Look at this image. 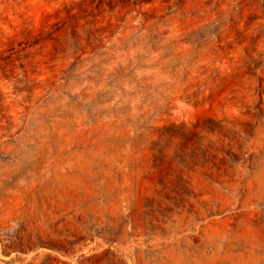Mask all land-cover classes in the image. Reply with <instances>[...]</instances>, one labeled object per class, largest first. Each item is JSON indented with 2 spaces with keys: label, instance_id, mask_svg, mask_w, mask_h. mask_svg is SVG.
<instances>
[{
  "label": "rangeland",
  "instance_id": "obj_1",
  "mask_svg": "<svg viewBox=\"0 0 264 264\" xmlns=\"http://www.w3.org/2000/svg\"><path fill=\"white\" fill-rule=\"evenodd\" d=\"M0 264H264V0H0Z\"/></svg>",
  "mask_w": 264,
  "mask_h": 264
}]
</instances>
